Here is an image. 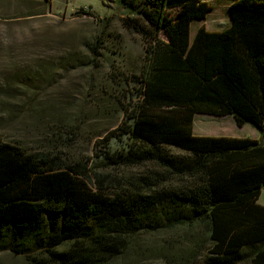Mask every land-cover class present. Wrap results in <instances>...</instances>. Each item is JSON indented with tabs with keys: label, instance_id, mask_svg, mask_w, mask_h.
<instances>
[{
	"label": "trees",
	"instance_id": "obj_1",
	"mask_svg": "<svg viewBox=\"0 0 264 264\" xmlns=\"http://www.w3.org/2000/svg\"><path fill=\"white\" fill-rule=\"evenodd\" d=\"M102 1L118 2L148 44L135 103L121 110L123 145H106L110 173L91 178L0 138V253L107 264L139 234L189 228L199 230L190 254L201 264H264L262 138L193 135L196 115L264 133V0H232L226 29L192 37V22L212 10L204 0ZM116 169L143 173L120 181Z\"/></svg>",
	"mask_w": 264,
	"mask_h": 264
},
{
	"label": "rangeland",
	"instance_id": "obj_2",
	"mask_svg": "<svg viewBox=\"0 0 264 264\" xmlns=\"http://www.w3.org/2000/svg\"><path fill=\"white\" fill-rule=\"evenodd\" d=\"M204 1L212 10L204 21L192 22L191 37L201 26L210 32L228 26L232 0ZM128 19L113 1L0 0V138L78 163L91 178L110 173L102 156L106 145H123L121 110L135 103L148 47ZM97 41L92 53L88 45ZM193 135L259 140L264 133L250 124L238 127L232 116L196 115ZM142 173L112 172L120 181ZM257 203L264 207V188ZM197 234L189 228L139 234L107 264H201L199 252L190 254ZM0 264L27 263L2 252Z\"/></svg>",
	"mask_w": 264,
	"mask_h": 264
},
{
	"label": "water",
	"instance_id": "obj_3",
	"mask_svg": "<svg viewBox=\"0 0 264 264\" xmlns=\"http://www.w3.org/2000/svg\"><path fill=\"white\" fill-rule=\"evenodd\" d=\"M262 140H263V142H264V136H263V139H262Z\"/></svg>",
	"mask_w": 264,
	"mask_h": 264
}]
</instances>
